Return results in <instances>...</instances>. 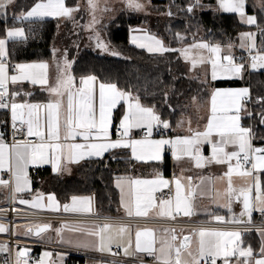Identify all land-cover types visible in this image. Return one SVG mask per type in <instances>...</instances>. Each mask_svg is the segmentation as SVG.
Segmentation results:
<instances>
[{"label":"snow or ice","instance_id":"1","mask_svg":"<svg viewBox=\"0 0 264 264\" xmlns=\"http://www.w3.org/2000/svg\"><path fill=\"white\" fill-rule=\"evenodd\" d=\"M14 0H0V10L5 9L9 4H12ZM91 8L95 9L96 5L94 0H88ZM129 7L141 9L143 5L137 2V0H128ZM246 0H220V8L226 12L238 13L240 17L247 24H255L256 17L245 15ZM78 8H71L65 5V0H41L36 3L26 14L22 15V19L28 20L32 17H70L73 11H77ZM192 11V8L188 9ZM95 22V17H93ZM8 38H22L24 36L23 29H14L7 33ZM243 37L252 43L249 45L251 51L255 48L253 34L245 33ZM136 42V38H133V43ZM159 47L151 48L149 51H168L164 48L160 41L155 42ZM6 40L0 39V108L9 107L8 104L3 102V98L8 94L7 85L9 81L12 84L21 80H30L33 84L48 85L47 68L46 63L39 64H20L16 65V69L19 75L7 74V65L4 62L6 57ZM98 47L107 50V46L98 40ZM140 47H145L141 44ZM243 46V45H242ZM192 48L207 49L211 54L208 59L212 65V79H217L218 70L219 73L226 76H238L244 69L243 64H237L234 62L232 55H221V48L211 46L206 43H200L193 45ZM191 49H183L182 54L186 59L190 58ZM116 55L117 53H113ZM251 67L264 68V54L257 52L251 57ZM193 66L197 63L195 58H192ZM200 63H204L203 56L200 57ZM67 68L71 65L65 61ZM74 78L65 73L63 79H58L55 86H48V91L57 99L49 102L46 105L40 104H16L10 105L13 120L20 119L22 123H27L28 134L36 135L42 141L44 140V132L40 128V116L39 110H47V132L48 139L56 141L55 143H38L34 145H13L16 149L14 156L10 157L9 169L12 171L14 178V192L20 193L28 188L29 181L27 176V167L31 164L38 163H51L54 171H60L61 159L64 155V150H68V159L70 162H77L78 159L85 156L101 157L104 152L112 148H131L132 156L138 161L143 160H162L165 146H168L172 150V155L175 159L179 160L182 156H188L195 160L196 167H203L204 164L215 161L218 164L227 163L228 170L224 174L227 177V188L225 190V196L231 203L233 196L236 200H241L243 204V210L239 217L234 218L232 223H250L251 217L254 211H259L264 214V188H262L259 176H255V172L264 171V148H253L250 135L251 130L249 128L242 127L240 125V112L243 110L242 101L249 96L248 89L240 90H215L211 97V115L208 119V123L205 131L194 132L189 137H177L175 139H159L152 140L148 137L152 134V129L155 125H162L167 129L170 127L168 122L161 121L160 117L155 114L152 108H145L141 106L137 100L135 103L128 104V112L124 115L120 123V128L123 137H129L130 130L132 128L146 127L147 134L144 139H118L114 142L105 143H88V144H61L60 141V110L63 106V97L67 94V117L65 120L66 136L68 138L75 139L76 136H83L85 140L90 137H95L97 140H108L109 127L111 124V111L121 100H129L130 94L118 90L116 84H99V116L97 117L96 111L93 106V98L95 94L94 82L95 76H89L82 78L80 84L82 87L73 91ZM26 110V113H25ZM218 113H223L220 115ZM25 114L27 119L25 120ZM213 132L220 136V141L213 143L212 156L205 158L200 155L199 144L203 142L212 143L210 137ZM236 145L238 150L232 152H225L224 146L227 144ZM5 145L0 143V169L5 167ZM50 150V155L48 154ZM232 161H235L233 165ZM250 165V168L247 166ZM240 177H251L253 183L245 187H241L237 190L233 186V175ZM187 191H185V184L182 183L180 178H174L175 183V201L173 210L172 200L159 201V204L155 203L152 193L161 187H168L170 182L158 176L154 180H133L130 184L134 187L131 189V199L128 203H124L126 213L129 217H144L149 216V212L156 208L158 209L159 217L176 218V215L182 213L184 216H190L193 214L192 199L195 197L196 192L193 189L191 177H187ZM223 179V177L221 178ZM10 181L0 179V185L7 187ZM140 186H144L146 195L141 194ZM255 193V195H254ZM42 197L38 196L35 201L31 202V207L43 209L47 207L51 211H60L61 207L65 212H86L91 213L93 211L91 206V200L89 198L72 197V203L59 205L55 201L54 196H49L47 199L49 204L45 206L41 201ZM21 204H29V201L21 199ZM229 210H231L229 208ZM243 217H247V221L243 220ZM217 221H224V217H214ZM51 226L44 224L37 226L35 234L39 236L49 230ZM116 231L117 236L122 237L124 234L129 233L128 226L121 225L114 229L113 225L108 222H104L102 225H96L94 231H89V235L98 238V250L99 251H111V243L113 237L111 233ZM7 228L0 224V233L6 232ZM33 230L28 229L31 233ZM60 230H57L59 233ZM261 236L264 237V229H261ZM171 240L176 241L177 236L175 230H172ZM199 242L198 249L195 255L190 251V237L185 236L183 241L179 245H174L168 241H163L159 248L158 260L161 264H201V261H205V264H216L217 258L222 257L224 264H230L231 257L243 258V264H264V244L260 249V257L256 258L253 249L249 246L242 248L240 245L241 232L239 231H216L201 228L198 232ZM155 237L152 229L138 230L135 233V248L138 252H145L149 255H155L157 249L154 247ZM86 246V245H81ZM119 246V245H118ZM6 247L0 246V251H6ZM192 257L191 261H185L183 259L184 253ZM27 250L19 251L17 253V264H21L20 258L25 257ZM127 254V249H125ZM51 253L45 252L44 257H50ZM27 264V261H24ZM38 264H44L43 258Z\"/></svg>","mask_w":264,"mask_h":264},{"label":"crops","instance_id":"2","mask_svg":"<svg viewBox=\"0 0 264 264\" xmlns=\"http://www.w3.org/2000/svg\"><path fill=\"white\" fill-rule=\"evenodd\" d=\"M193 3L199 4V5H205V8H213L216 11L220 12H226L223 11L220 8V0H192ZM41 2V0H36L33 2V6L36 3ZM46 2V0H45ZM254 4V6L259 9L264 8V0H246V5H245V15L246 16H252L254 12H249L248 5ZM24 5V4H23ZM23 5H15V13L17 16H15L18 19H22V15L26 14L27 11H29L33 6H31L29 9L24 10L22 9ZM32 5V4H31ZM65 5L71 8H78L77 11H73L70 17H53V16H47V17H42V18H56L60 21L62 25H66L67 23H72L74 22L72 17H75L76 20H81L82 23L84 24L86 21V7L82 5L81 0H73L72 3H69L65 0ZM10 4L7 6L6 9V14L10 15ZM128 9V7L124 8ZM122 9V10H124ZM120 10V11H122ZM135 11V10H132ZM137 12V11H136ZM14 13V14H15ZM139 13V12H138ZM227 13H233V12H227ZM4 14V15H6ZM144 14V13H142ZM240 19V21L245 24V25H250L247 24L238 13H236ZM256 14V13H255ZM1 15L0 16H4ZM13 17V16H12ZM41 17H32L30 19H40ZM257 19V15H256ZM257 22V20H256ZM256 24V23H255ZM140 26L132 25L130 27V41L133 43V38H136V42L133 43L134 45L140 47L139 45L143 44L145 47H140L148 52H154V53H164L166 51L160 52V51H149L148 48H157L159 47L155 42L160 41L161 45L166 48L171 50V47L168 46V44L165 43V41L160 38L159 36H156L155 34L151 33L148 29V27H144L143 25L139 24ZM254 25V24H251ZM138 28V29H136ZM14 29H23L21 27H11L8 28L7 33L11 30ZM256 29H251L250 30H245L242 32H239L238 38L235 41L236 43H239L240 46H231V48H234L232 52L228 48L230 47L228 44H211L207 40L204 39H196L190 43H185L180 46L175 47V50L178 51V54L180 57L183 59L186 65L189 67V71L191 68V73L190 77H197L200 80L207 82L209 84V94L208 97L206 98H199V96H194L191 99V106L188 110V112L183 115L181 120H179L178 123H176L174 126L170 124L169 121L163 120L160 117V114L151 106H147L146 104H142L140 101L139 103L141 106L145 108H152L155 112L156 115H158L161 119V121H166L170 125L169 128L165 129L163 128L162 125H155L152 129V134L149 139L152 140H159V139H175L177 137H189L191 136L194 132H203L206 129L208 119L211 115V97L212 94L215 90H240V89H248L249 91V96L245 98L242 101L243 104V110L240 112V125L245 128H249L251 130V135H250V141L252 144L253 148H264L263 144H256L254 141V131H253V126L246 125L244 124V117L246 116H251L252 115V110L251 109H246L247 106L245 105L246 101L249 99L251 96V90L250 87L243 83V84H238V85H215L214 82L219 81V80H247L248 79V74L249 72L253 69L251 68V57L255 55L257 52H261V54H264V51L262 50H246L243 49L242 47H246L244 45V42L246 45L249 47L251 41L247 40L245 41V38L243 37V34L248 33V32H253ZM259 31V29H258ZM253 34V33H252ZM259 35V32H258ZM254 38V43L255 46L257 45L260 49V45L258 44V36L255 38V35H253ZM10 38L6 35L4 40H6V57L4 59L8 58V42ZM257 42V44H256ZM200 43H206L211 46H216L218 45L221 48V55H233L235 53H240L242 55V59H234V62L237 64H243V62H246L248 67L244 66L243 71L238 75V76H232V77H226L222 74L219 73L218 70V76L217 79H212V65L211 62L209 61L208 57L211 55L207 49H196L192 48L193 45L200 44ZM232 43V42H230ZM243 45V46H242ZM256 46V47H257ZM183 49H191L190 52V58L186 59L185 56L182 54ZM258 49V48H256ZM203 56L205 59L204 63H200V57ZM192 58H195L197 63L195 66H193V61ZM5 62V61H4ZM54 62V58L51 60H45V61H28V62H22L16 65L20 64H39V63H46L48 66ZM75 61L68 62L71 67L66 69V72L63 71V68L60 69L57 72H51L53 75V78L51 81L48 79V86H55L56 82L58 79H63L64 74L67 73L71 75L74 80H73V91H76L82 85L80 84V81L82 78H87L89 76H94V75H88V76H83L80 78H76L73 75L72 72V67ZM7 65V74L9 77L12 75H19L18 70L16 69V65H14V68L12 69V66L5 62ZM196 67V69H195ZM49 68V67H48ZM47 68V70H48ZM200 69L201 74H199L197 71ZM200 75H204L203 77ZM96 77V76H95ZM202 77V78H201ZM205 78V80H203ZM11 85V95L6 98L3 102L8 104L9 107L3 108L8 111L9 114V122L13 125H23L27 126V123H22L20 119L13 120L12 118V112H11V107L10 105L12 103L16 104H40V105H46L51 101H54L57 99V97L53 96L47 89V87H43L40 84H33L31 83L30 80H21L18 81L15 84H12L9 81ZM104 83L102 82L98 77H96V81L94 82V89H95V94L93 98V106L96 111L97 117L99 116V84ZM29 85L26 86V85ZM104 84H110V83H104ZM40 88V89H39ZM42 89V90H41ZM36 90L39 91H44L47 93L48 98L47 100H32L30 99V96L36 92ZM118 90H120L118 88ZM122 91V90H120ZM125 92V91H123ZM130 94L129 100H121L115 108L112 109L111 111V124L109 127V138L108 140H97L95 137H90L88 140H85L83 136H76L75 139L68 138L67 140L65 139L66 136V129H65V120L67 117V94L63 97V106L60 110V141L59 143L61 144H88V143H105V142H114L118 139H123V140H128V139H134V140H141L146 137L147 134V129L146 127H140V128H132L130 130V135L129 137H123L122 136V131L118 132V129L120 128V123L121 120L123 119L124 115L127 114L128 112V104L129 103H135L138 99H136L134 94L125 92ZM125 103V111L124 114L119 121V125L115 128L114 127V113L117 108V106L121 103ZM26 113V110H25ZM220 115H223V113H218ZM39 116H40V128L41 131L44 132V140L42 141L39 137L36 142H16V143H11L5 137L2 132L0 131V143H3L5 147V167L3 169H0V179L10 181L9 185L7 187L0 185L1 191H10L9 198L10 200L14 203L13 205H16V207H28V208H33L31 207V202L35 201V199L38 196H41V203L47 206L49 204L48 197L49 196H54L55 201L59 203V205L63 206L65 204H71L72 203V197H78V198H89L91 200V206L93 211L91 213H86V212H65L63 211L62 207L60 211H53V212H58L62 213L64 215H67L66 217H62L59 219H54L51 221H47L44 223H51V229L52 237L50 240H43L41 238H38V236L30 235V236H17L20 238H26V239H33L36 242H39L40 245L39 247L35 248L34 253L35 255L39 256V261L43 258L44 264H70L69 259L71 257L75 256V264H124L122 262L114 261L110 258H107L106 255L108 253L111 254V252L114 249H117L121 255L125 256H140V257H148V258H153L158 262H161L160 260L157 259L159 256V248L161 247V244L163 241H168L170 243H173L174 245H179L185 236L190 237V251L193 253V255L196 254L197 249H198V242H199V235L198 232L201 228L209 229V230H216V231H239L241 232V247L242 248H247L251 247L253 249L254 255L256 258L260 257V249L262 244H264V237L261 236V229H264V227H253V228H246L244 227L245 223H234L237 225H241L240 227H222L219 226L218 223H232L231 221L240 216L241 211L243 210V204L241 200H236L235 196H233L231 203H229V200L225 196V190L227 188V177H225V173L228 170V164L227 163H221L218 164L215 161L211 163H205L203 167H196L195 166V160L191 157L188 156H182L181 159L177 160L175 157L172 155V150L168 147L165 146V150L163 152V157L162 160H143L140 162H152V161H157L160 162L161 164H164L166 161L169 162V174H165L163 172V168H152L147 171V173H138V172H132V173H127V174H122L116 176L114 182L115 186L119 191L120 194V205H119V212L117 215H105L101 214L98 211V208L96 206V200H95V195L94 194H82V195H74L72 196L68 202H60L56 195L53 192H46L45 190L38 188L33 193L27 194V189L23 192L16 193L14 192V178L12 175V171L10 170V173L7 174V171L9 169V163L11 162L9 160L10 158V151L13 149V145H25V144H38V143H55L56 141H52L48 139V132H47V110L46 109H40L39 110ZM192 116H195V119H191ZM191 117V118H190ZM27 119V115L25 114V120ZM262 123L264 124V115L262 117ZM210 140L212 143L209 142H203L198 145L200 149V155H202L205 160L207 158H210L212 156V145L213 143H217L220 141V136L213 132L212 136L210 137ZM114 149H125L129 151L130 156H132L131 148H124V147H119V148H112L109 149L108 151L114 150ZM16 150V149H15ZM238 148L236 145H233L231 143L227 144L224 146V151L225 152H232V151H237ZM108 151L104 152L106 154ZM48 154L50 155V150H48ZM68 150L65 148L64 150V155L61 159V165H60V171H54L52 164L51 163H38V164H31L29 167H31V172L32 170L36 169H41V168H46L49 167L52 169V171L61 177H67L71 176L75 173L77 166L82 163L84 160L96 156H85L83 158L78 159L77 162H70L68 159ZM102 155V156H103ZM136 160V159H135ZM138 161V160H137ZM233 165L235 164V161H232ZM250 168V165L247 166ZM27 171V169H26ZM255 176H259L260 183L262 188H264V171L260 172H255ZM27 176H30L27 171ZM158 176L162 177L165 180H168L170 182L168 187H161L155 192L152 193V196L154 197L155 203L159 204V201L161 199L163 200H172L173 201V210H174V201H175V183H174V178H180L182 183L185 184V191H187V177H191V183L193 186L194 191L196 192L195 197L192 199V210L193 214L190 216H184L182 213L176 215L175 219L178 220H187V221H203L204 223H209L211 225H206V226H187V225H181V226H173L169 225L168 223H161L158 222L159 220H169L171 218L169 217H159L158 216V209L154 208L149 212V216L147 218L144 217H129L126 213V209L124 207V203H128L130 201L131 197V189L132 186L130 184L131 181L133 180H154ZM6 177V178H5ZM223 177V179H221ZM30 182V180L28 179ZM232 182L233 186L239 190L241 187H245L249 184L253 183V179L251 177H240L238 175H233L232 177ZM141 188V194L146 195V192L144 191V186H140ZM163 190H168L169 194L167 196H164L163 198L160 196L161 192ZM13 192V195H12ZM255 195V193H254ZM23 199L26 201H29V204H21L19 201ZM122 200L124 203H122ZM229 208L231 210H229ZM40 209V208H38ZM44 210H48L47 207L43 208ZM51 211V210H49ZM88 216L89 218H81L78 216ZM216 216H222L224 217V221H217L214 219ZM100 217H107V219L102 220ZM243 220L247 221V217H243ZM104 222L111 223L114 227V229L118 228L121 225L128 226L130 231L129 233L124 234L122 237L117 236L116 231L113 230L111 233L113 240L110 245L111 251H99L98 250V238L95 236L89 235V231H94L96 225H102ZM259 223H264V214L260 213L259 211H254L251 217V222L246 223L247 225H253V224H259ZM152 227L155 230V235H156V249L157 252L155 255H149L145 252H137L135 248V233L140 227ZM175 230V235L177 236L176 241L171 240L172 236V230ZM15 230V229H14ZM57 230H60L59 233ZM251 232H254L253 234ZM4 235L7 234L6 232H3ZM43 234V233H42ZM41 235V234H40ZM39 235V236H40ZM257 241V243H255ZM81 245H86V246H81ZM119 245V246H118ZM0 246L6 247V251H0V264H10L8 261H2L1 260V254L4 252L8 251V245L5 242L4 238H0ZM57 246V248H56ZM125 249H127V254H125ZM76 251H83L85 254L84 255H76ZM19 252V251H18ZM48 252L51 253L50 257H44V253ZM78 258V260H76ZM17 257L15 254V260L14 264H17ZM183 259L185 261H191L192 257L187 255V252L184 253ZM24 261H27V264H38V262H32L28 258H20L21 264H24ZM203 263V260L201 261V264ZM216 264H224L223 258H217ZM230 264H243V258H238V257H231L230 258Z\"/></svg>","mask_w":264,"mask_h":264},{"label":"trees","instance_id":"3","mask_svg":"<svg viewBox=\"0 0 264 264\" xmlns=\"http://www.w3.org/2000/svg\"><path fill=\"white\" fill-rule=\"evenodd\" d=\"M35 1L19 0L18 5L30 6ZM66 1L68 4L73 2ZM152 5H161L160 12L166 11V15L153 16L124 9L105 27L109 42L123 54L122 57L104 56L92 49H84L78 54L73 53L77 56L72 72L76 78L94 75L104 83L116 84L120 90L136 94L142 104L153 107L163 120L174 126L181 114L189 110L194 96L206 98L209 94L207 82L187 74L186 64L175 47L200 38L211 44L225 45L235 42L239 32L259 29L257 40L264 51V8L257 10L254 4L248 5L247 10L256 13L257 22L245 25L236 13L201 7L199 12H193L195 7L192 0H152ZM59 23L56 18L24 20L8 14L0 16V39L6 37L8 28L21 27L24 31L22 38L7 41L11 64L51 60L55 54L52 47L59 32ZM142 23L151 33L162 38L171 50L164 53L148 52L131 43L130 27ZM243 83L250 87L251 96L245 105L246 109L252 110L251 116L243 118L244 124L254 127L255 143L264 145V68L252 69L245 81L214 82L218 86ZM26 86L29 87L28 84ZM47 98V93L39 90L30 96L32 100ZM124 111L125 103L121 102L114 113L115 128ZM8 120V111L0 108V127L9 124ZM152 168H163V172L169 174L168 161L164 164L157 161L140 162L132 158L128 150L114 149L101 157L84 160L71 176L61 177L49 167L32 170L31 176L34 191L41 188L53 192L60 202H68L74 195L94 194L101 214L117 215L120 194L114 182L116 176L132 172L147 173ZM7 197L0 190V203L5 202ZM75 262V256L69 259L70 264Z\"/></svg>","mask_w":264,"mask_h":264},{"label":"rangeland","instance_id":"4","mask_svg":"<svg viewBox=\"0 0 264 264\" xmlns=\"http://www.w3.org/2000/svg\"><path fill=\"white\" fill-rule=\"evenodd\" d=\"M18 2H19V0H14V2L12 4H10V7H9L10 8L9 9L10 15L13 17L17 16V14L15 13V9H17V7L15 8V5L18 6ZM137 2L140 3L141 5H143V7L141 9L129 7L128 0H94L96 7H95V9H93L90 7L88 0H81L82 5H84L86 7V11H87L86 12V21L83 24L80 19L76 20L75 17H72L74 20V22H72V23H67L66 25H62L61 23H59V26H60L59 32H58V35L56 37V41L54 42L53 47H52L53 52L55 53L54 57H53L54 62L51 64V66L50 65L48 66L49 68L47 70V77H48L49 81H51L53 78V75L51 74V72L52 73L57 72L62 68H63V71L66 72L67 67L65 65V61H67V62L70 61V63L75 61L77 55L76 56L73 55L74 52L76 54H78V52H81L84 49H92L96 53L104 55V56L122 57L123 54L120 51H118L115 47H113L111 45V43L109 42L108 37L106 35V31H105V27L108 25V23L112 19H114L118 15L120 10L128 7L129 10H135L139 13L150 14L153 16H156L158 14H160L162 16L166 15V11L160 12L159 8L162 7L161 5H152V0H137ZM33 4L34 3H32V5H30V6L24 4L22 6V9L27 10L31 6H33ZM195 4L196 3H193V5L195 7L193 12H199L201 8H205V5L196 4V5H199V7H197V6H195ZM6 9H7V7L3 10H0V14L1 15L6 14ZM251 15L256 17L255 13H253ZM93 17H95V22H93ZM142 25L144 27H146L143 23L141 24V26ZM137 26H140V25L137 24ZM136 29H138V28H136ZM258 32H259L258 29H256L255 31L248 32V33H251V34L253 33V35H255V38H256L258 36ZM98 40L107 46V50L97 46ZM245 41H246V39H245ZM226 44H228L230 46L228 48L229 50H231L230 52H232L234 49V48H231V46H234V47L240 46V44L236 43V42H232V43L229 42ZM256 44H257V42H256ZM219 45H223V44H219ZM244 45L246 47H242V48L249 50V47L246 45L245 42H244ZM256 46L252 50H257V51L261 50V48L259 49V47L258 46L256 47ZM256 48H258V49H256ZM113 53H117V54L114 55ZM243 65L246 66V68L248 67L246 62H243ZM186 68H187V72L190 74L191 68H190V71H189L188 65H186ZM195 69H196V67H195ZM250 69H252V67ZM256 69H260V68H256ZM197 72L199 74H201L200 69ZM200 76L203 77L204 75H200ZM205 78L206 77H204L203 80H205ZM42 86L47 87L48 85H42ZM132 94H134V93H132ZM134 95H135L134 97L136 99H138V101H140L138 96L136 94H134ZM189 105H190V103H189ZM187 112H188V110H187ZM187 112H184L183 114H181L180 120L183 117V115H185ZM193 118L195 119V116H192L191 119H193ZM15 151L16 150L14 148L10 151V157L14 156ZM29 165L27 167V171H28V174L30 175V176H28V179L30 180V182H29V185L27 188V190H28L27 192H30V194H31L34 191L33 190L34 187H33V178L31 176V167H29ZM9 173H10V169H8V171H7V174H9ZM0 190H2L1 187H0ZM3 192H5L6 197L7 196L8 197L6 198L7 200L5 202L0 203V205H8V202L10 201V198H9L10 191H7V192L3 191ZM12 195H13V192H12ZM62 203H64V202H62ZM60 214H62V213H60ZM38 225H39V223L18 222L15 226V235L16 236H30L31 233L28 232V229L30 227H36ZM52 233H53L52 230H48V231L44 232L43 234H41L40 236H38V238H41V239L46 240V241L50 240L52 237ZM17 253H18V250L16 252V257H17ZM107 258H109V257H107Z\"/></svg>","mask_w":264,"mask_h":264},{"label":"built area","instance_id":"5","mask_svg":"<svg viewBox=\"0 0 264 264\" xmlns=\"http://www.w3.org/2000/svg\"><path fill=\"white\" fill-rule=\"evenodd\" d=\"M234 59H242V55L240 53H235L232 55ZM5 62L14 68V65L11 64L9 57L4 59ZM8 94L3 98V101L11 95V85L8 83ZM250 98V97H249ZM7 125L0 127V131L2 134L7 137L9 142L16 143V142H36L38 137L36 135H29L28 134V127L23 125H13L8 120ZM122 129L119 128L118 132H121ZM169 194L168 190H163L160 196L163 198ZM14 203L10 200L8 205H0V224L4 225L7 228V234L4 235L3 232L0 233V238H4L6 244L8 245V251L1 254L2 261H8L10 264H14L15 254L17 250L19 251L20 247H31L32 252L25 258L30 259L32 262H38L39 256L35 255L34 250L35 248L39 247V242H36L33 239H26L20 238L15 235V226L18 222H33V223H44L47 221H51L54 219H59L62 217H66L67 215L60 214L57 212L38 209V208H28V207H16L13 205ZM81 218H89L88 216L82 215L78 216ZM102 220L107 219V217H100ZM158 222L161 223H168L169 225L173 226H206L211 225L209 223H204L203 221H187V220H178V219H169V220H159ZM220 224V225H219ZM219 226L222 227H240L241 225H237L234 223H218ZM244 227L250 229L253 227H264V223L247 225L245 223ZM57 248V246H56ZM76 255H84L83 251H76ZM110 259L118 262H122L124 264H161V262L156 261L153 258L148 257H140V256H125L121 255L117 249H114L111 254L108 253L106 255ZM202 264H205L203 261Z\"/></svg>","mask_w":264,"mask_h":264},{"label":"water","instance_id":"6","mask_svg":"<svg viewBox=\"0 0 264 264\" xmlns=\"http://www.w3.org/2000/svg\"><path fill=\"white\" fill-rule=\"evenodd\" d=\"M44 224H48V225H50L51 226V224L50 223H40L38 226H42V225H44ZM33 231L31 232V234L32 235H34V236H37L36 234H35V230H36V228H37V226L36 227H30ZM152 229L153 231H154V237H155V245H154V247H156V235H155V230L152 228V227H140L138 230H143V229ZM49 229H51V227L49 228ZM137 230V231H138ZM42 234V233H41ZM25 250H27V254H26V256L25 257H27L28 255H30L31 254V252H32V248L31 247H20V249H19V251H25ZM138 252V251H137Z\"/></svg>","mask_w":264,"mask_h":264}]
</instances>
